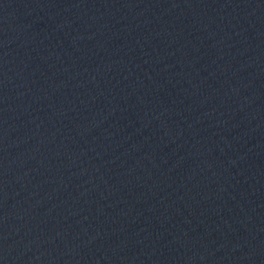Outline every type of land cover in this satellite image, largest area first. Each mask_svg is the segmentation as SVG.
I'll return each instance as SVG.
<instances>
[{
  "label": "water",
  "instance_id": "1",
  "mask_svg": "<svg viewBox=\"0 0 264 264\" xmlns=\"http://www.w3.org/2000/svg\"><path fill=\"white\" fill-rule=\"evenodd\" d=\"M0 264H264V0H0Z\"/></svg>",
  "mask_w": 264,
  "mask_h": 264
}]
</instances>
